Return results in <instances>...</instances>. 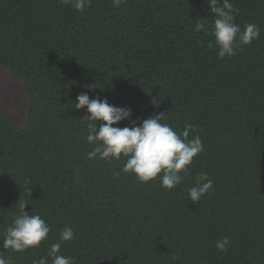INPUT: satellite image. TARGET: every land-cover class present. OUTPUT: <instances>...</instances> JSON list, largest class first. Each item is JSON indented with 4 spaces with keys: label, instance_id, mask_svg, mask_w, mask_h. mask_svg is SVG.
<instances>
[{
    "label": "trees",
    "instance_id": "16d2710c",
    "mask_svg": "<svg viewBox=\"0 0 264 264\" xmlns=\"http://www.w3.org/2000/svg\"><path fill=\"white\" fill-rule=\"evenodd\" d=\"M230 2L241 30L254 23L260 37L220 59L214 38L196 31L215 19L206 0H91L82 12L0 0V66L29 99L18 129L0 99V254L10 264L46 257L66 226L75 236L60 253L75 264H264V0ZM82 92L131 109L113 127L161 112L178 133L193 125L203 151L190 174L168 191L125 174L124 158L89 160L87 109L74 105ZM201 172L213 190L193 203ZM20 202L51 230L15 253L2 240ZM223 237L226 252L216 248Z\"/></svg>",
    "mask_w": 264,
    "mask_h": 264
},
{
    "label": "clouds",
    "instance_id": "9594fccd",
    "mask_svg": "<svg viewBox=\"0 0 264 264\" xmlns=\"http://www.w3.org/2000/svg\"><path fill=\"white\" fill-rule=\"evenodd\" d=\"M65 6H70L78 12L90 5L91 0H61ZM210 12L215 19L209 32L203 22H198L196 31H204L205 35H211L218 49L217 56L220 59L231 58L236 54L240 46H250L260 37V28L254 23L244 25L243 31L235 22L234 8L230 0H223L222 6L217 0H206ZM123 0H112L113 7H119ZM213 44L209 43V48ZM74 104L76 110L87 109L88 115L82 120H87V142L94 145L93 150L87 153L89 160L112 161L125 159L122 171L125 174H133L142 184L150 183L157 178L161 181L162 188L172 191L180 185L185 176L189 175V168L195 157L203 151V142L199 136L189 139L190 133L195 131L191 124H185L183 131L177 132L168 123H162L166 117L163 112L154 118L143 120L137 126L135 121L131 127H113L122 121L130 120L131 109L117 107L108 103L107 99L99 97L90 99L86 92H82L76 98ZM100 124L97 132V123ZM119 176V173H115ZM213 190V182L208 174L201 172L195 178V185L188 189L190 200L196 203ZM26 203H19V213L12 224L7 228L3 237L4 249L15 253H23L35 249L48 237L50 227L40 215H30L25 211ZM75 236L70 226L64 227L59 236V241L53 243L46 257L41 258L35 264H75L73 258L60 253L63 243H68ZM230 240L223 237L216 242L217 250L226 252ZM0 264H10L9 259L0 254Z\"/></svg>",
    "mask_w": 264,
    "mask_h": 264
},
{
    "label": "rangeland",
    "instance_id": "374dc122",
    "mask_svg": "<svg viewBox=\"0 0 264 264\" xmlns=\"http://www.w3.org/2000/svg\"><path fill=\"white\" fill-rule=\"evenodd\" d=\"M23 85V80L15 77L9 69L0 66V99L4 113L17 129L23 127L29 105Z\"/></svg>",
    "mask_w": 264,
    "mask_h": 264
}]
</instances>
